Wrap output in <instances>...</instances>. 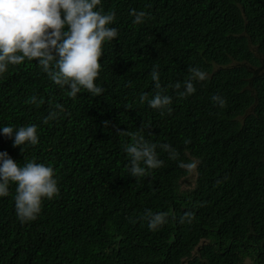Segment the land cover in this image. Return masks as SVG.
I'll return each mask as SVG.
<instances>
[{"label":"trees","instance_id":"1","mask_svg":"<svg viewBox=\"0 0 264 264\" xmlns=\"http://www.w3.org/2000/svg\"><path fill=\"white\" fill-rule=\"evenodd\" d=\"M102 7L115 14L119 33L104 46L102 95L70 98L35 61L0 78V126L37 125L40 141L22 152L0 135V152L51 166L60 189L37 219L21 223L10 185L0 198V264H264V73L249 86L250 67L264 59V0ZM133 10L146 22L134 24ZM189 67L207 79L179 98L171 85L182 84ZM153 68L173 98L171 113L140 102L155 94ZM33 96L44 103H29ZM57 105L61 118L45 124ZM137 134L157 145L163 164L134 178L124 148ZM146 210L166 213L167 223L150 230ZM186 214L191 223L180 222Z\"/></svg>","mask_w":264,"mask_h":264},{"label":"clouds","instance_id":"2","mask_svg":"<svg viewBox=\"0 0 264 264\" xmlns=\"http://www.w3.org/2000/svg\"><path fill=\"white\" fill-rule=\"evenodd\" d=\"M133 23L141 25L148 19L144 11L133 10ZM63 17V18H62ZM114 13H105L102 0H0V78L10 66L35 61L43 73L67 95L76 99L78 94L89 93L93 97L102 95L104 89L96 81L102 69L101 58L104 46L118 38ZM189 75L181 84L171 85L179 98L195 93V82L207 79V73L198 67H189ZM155 85L151 97L144 93L141 103L151 109L171 113L173 98L166 94L157 68L150 73ZM182 89V90H181ZM213 102L224 107L226 101L214 96ZM29 103L39 106L44 101L36 96ZM64 113L57 105L44 119L47 124L56 121ZM0 135L13 140L14 147L39 144L38 126L19 128L0 126ZM134 143L124 151L129 157V172L134 178L144 177L150 170L158 169L163 161L156 151L157 145L149 143L142 135L133 136ZM174 159L176 152L170 145H160ZM11 184L15 189V213L21 223L37 219L45 199L52 200L59 195L58 180L54 169L43 163L29 161L21 165L7 152H0V198L9 195ZM152 231L167 223L166 213L146 210L145 217ZM191 214L180 218V222L191 223Z\"/></svg>","mask_w":264,"mask_h":264},{"label":"water","instance_id":"3","mask_svg":"<svg viewBox=\"0 0 264 264\" xmlns=\"http://www.w3.org/2000/svg\"><path fill=\"white\" fill-rule=\"evenodd\" d=\"M250 70L252 72V77L249 79V86L252 84L253 80L264 73V59L261 58V64L259 66H255V67H250Z\"/></svg>","mask_w":264,"mask_h":264},{"label":"rangeland","instance_id":"4","mask_svg":"<svg viewBox=\"0 0 264 264\" xmlns=\"http://www.w3.org/2000/svg\"><path fill=\"white\" fill-rule=\"evenodd\" d=\"M192 181L193 180L187 179V180H185V183H186V185H190L192 183Z\"/></svg>","mask_w":264,"mask_h":264}]
</instances>
